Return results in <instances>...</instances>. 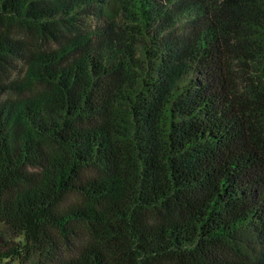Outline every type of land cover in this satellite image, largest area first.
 <instances>
[{"label":"trees","instance_id":"obj_1","mask_svg":"<svg viewBox=\"0 0 264 264\" xmlns=\"http://www.w3.org/2000/svg\"><path fill=\"white\" fill-rule=\"evenodd\" d=\"M0 264H264V0H0Z\"/></svg>","mask_w":264,"mask_h":264},{"label":"rangeland","instance_id":"obj_2","mask_svg":"<svg viewBox=\"0 0 264 264\" xmlns=\"http://www.w3.org/2000/svg\"><path fill=\"white\" fill-rule=\"evenodd\" d=\"M240 84H242V83L240 82Z\"/></svg>","mask_w":264,"mask_h":264}]
</instances>
